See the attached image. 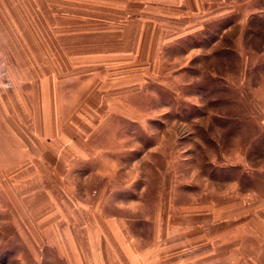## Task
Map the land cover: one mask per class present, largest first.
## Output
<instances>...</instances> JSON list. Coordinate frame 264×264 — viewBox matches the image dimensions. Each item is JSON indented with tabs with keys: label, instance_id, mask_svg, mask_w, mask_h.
I'll list each match as a JSON object with an SVG mask.
<instances>
[{
	"label": "rangeland",
	"instance_id": "obj_1",
	"mask_svg": "<svg viewBox=\"0 0 264 264\" xmlns=\"http://www.w3.org/2000/svg\"><path fill=\"white\" fill-rule=\"evenodd\" d=\"M203 1L209 23L201 33L174 38L161 50L157 69L124 70L141 78V94L133 96L139 86H131L126 99L117 97L128 109L125 118L97 140L138 145L134 154L119 155L123 169L111 208L127 217L141 250L154 235L155 216L162 222L169 215L164 204L172 206L174 222L179 207L206 210L225 200L229 182L252 188L254 171L264 177V0ZM141 2L0 0V264H91L81 240H36L41 199L23 194L19 172L43 152L36 124L55 108L53 92L65 115L104 78L111 59L96 36L110 27L103 18L118 5L147 20ZM121 88L131 89L113 87ZM60 117L63 131L83 125ZM93 183L73 178L63 185L83 201Z\"/></svg>",
	"mask_w": 264,
	"mask_h": 264
},
{
	"label": "crops",
	"instance_id": "obj_2",
	"mask_svg": "<svg viewBox=\"0 0 264 264\" xmlns=\"http://www.w3.org/2000/svg\"><path fill=\"white\" fill-rule=\"evenodd\" d=\"M139 1L150 13L148 21L140 14L119 11L118 5L113 16L103 18L110 27L96 36L109 48L105 54L111 59L104 78L92 82L65 115L53 92L51 101H58L53 104L55 108L46 110L36 124L45 142L39 145L43 152L29 157L19 172L23 194L41 199L34 236L36 240H73L74 244L81 240L91 264H264V177L260 169L253 173L258 176L254 187H241L231 181L224 201L206 210L181 206L179 219L174 222L172 206L164 204L169 215L162 222L155 216L154 235L146 249L137 247L139 240L130 235L127 217L112 213L116 211L112 204H117L113 197L119 193L116 174L123 169L120 156L126 151L134 154L138 145L127 148L124 142L98 144L97 140L103 134H113V122L125 118L124 99L117 97L127 98L131 86H139L133 96L141 94V78H133L125 73L130 71L124 70L157 69L161 50L174 38L197 35L209 23L203 0ZM154 79H148L147 84ZM102 84L104 88H99ZM115 85L131 89L115 92ZM61 115L62 119L72 118L71 126L77 121L83 125L63 131L58 119ZM34 137L39 138L38 134ZM73 178L95 182L86 189L87 200L78 199L73 189L64 187V182Z\"/></svg>",
	"mask_w": 264,
	"mask_h": 264
}]
</instances>
